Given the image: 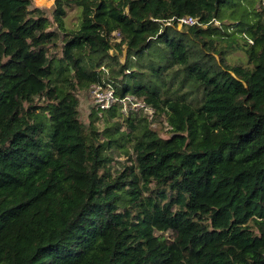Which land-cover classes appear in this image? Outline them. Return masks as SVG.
I'll use <instances>...</instances> for the list:
<instances>
[{
  "label": "trees",
  "instance_id": "1",
  "mask_svg": "<svg viewBox=\"0 0 264 264\" xmlns=\"http://www.w3.org/2000/svg\"><path fill=\"white\" fill-rule=\"evenodd\" d=\"M237 5L56 0L52 21L0 0V264H264V16ZM95 83L114 88L112 115L132 95L153 118L136 109L128 132H100L77 95ZM127 142L135 158L113 171L108 149Z\"/></svg>",
  "mask_w": 264,
  "mask_h": 264
},
{
  "label": "rangeland",
  "instance_id": "2",
  "mask_svg": "<svg viewBox=\"0 0 264 264\" xmlns=\"http://www.w3.org/2000/svg\"><path fill=\"white\" fill-rule=\"evenodd\" d=\"M238 5L236 6V9H238V12L235 14L237 18L240 17L242 12L244 13H252L254 16V13L260 12L264 16V0H235ZM55 2L56 0H33L34 6L41 7L49 16V18L53 21V11L55 9ZM230 13L229 11H225V16L223 18L224 23L229 25L232 22H235L234 20H230L229 17H227ZM82 17V8L79 6H70L67 7V14L64 17L65 19V24L68 28H77L80 25ZM250 19V17H249ZM169 24V23H168ZM215 25L220 26L221 22L216 20L214 21ZM178 30H182L183 26L177 25ZM217 35L214 34L213 37H216ZM119 41V39H117ZM114 50H111V53H113ZM56 55L57 58L61 57V49H57L56 47H49V54H54ZM126 47L123 50L122 55L120 56V63H125L126 62ZM227 59H229L231 62H236V61H244L246 62L247 59L245 58L244 54L240 50H234L232 49L231 51L228 50L226 53ZM103 69V67H102ZM106 69V67H105ZM115 71H117V68H115ZM173 70L165 71V75L167 73H171ZM171 74H169L170 77ZM111 77V74H110ZM136 81L139 83H143L146 79H150L148 76V73L146 72H138L137 79L134 78ZM117 83H120V81L115 80ZM111 83V82H110ZM112 84V83H111ZM105 89V87H104ZM187 90V89H184ZM77 95L80 98V108H79V113H80V118L85 121L89 122L92 119L98 128L100 132L103 133L104 129L112 130L115 131L113 124L115 122H119L121 126V131H126L128 132L130 130L129 128V123H128V118L131 116L133 117H139L141 116L140 112H138L135 108H138L134 105L133 102L131 101H126V106L123 108V110H116V115H112V112H108L101 107H99L96 104V95L92 87L88 86L87 88H82L77 90ZM189 99L188 101L192 103L194 106L199 105V103L202 100V92L198 91L193 93L192 95L187 96ZM46 100L44 97H38L34 101V105H39L41 103H45ZM99 107V108H98ZM126 109V110H125ZM135 109V110H133ZM124 114H123V113ZM120 113H122V116H120ZM140 113V114H139ZM98 116V117H97ZM154 116V115H153ZM150 117V119L153 118ZM165 126V127H164ZM154 128H156L160 135L167 136L166 130L168 128L167 122H166V115L162 114V116L159 118V120L154 123L153 125ZM119 139L121 135L117 136ZM124 137L120 139L119 144H122ZM107 141V139H105ZM128 141V140H127ZM109 154L113 157L112 161V170L115 171L119 167H122L124 164L128 163L130 164V159L135 158V151L133 150V144L131 142H127L125 147L123 149H119L117 146H113L108 149ZM168 237H173L174 233L173 231L169 230L167 232Z\"/></svg>",
  "mask_w": 264,
  "mask_h": 264
},
{
  "label": "built area",
  "instance_id": "3",
  "mask_svg": "<svg viewBox=\"0 0 264 264\" xmlns=\"http://www.w3.org/2000/svg\"><path fill=\"white\" fill-rule=\"evenodd\" d=\"M198 18L196 17H192L190 15L188 16H184L180 19H178V25H193L198 23ZM113 34H118L116 31L113 32ZM90 87L93 88L95 95H96V104L101 107L104 110H107L108 108H110L115 102H117L118 98L115 95V91L114 88L112 87V85L108 84V85H102L99 83H95L92 84ZM105 87V89H104ZM131 101L134 103V105L138 108L135 109H141L144 108L145 111L149 114V117H152L155 113V109L153 106L146 104V102L142 99H136L134 96L129 95L126 96L124 99H122V101L124 102V108L126 106V101ZM98 107V108H99ZM126 110V109H125Z\"/></svg>",
  "mask_w": 264,
  "mask_h": 264
}]
</instances>
